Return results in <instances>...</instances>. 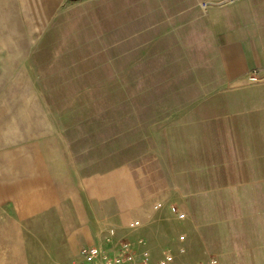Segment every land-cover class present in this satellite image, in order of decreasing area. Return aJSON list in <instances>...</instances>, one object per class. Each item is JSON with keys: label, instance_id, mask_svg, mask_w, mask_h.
I'll list each match as a JSON object with an SVG mask.
<instances>
[{"label": "crops", "instance_id": "1", "mask_svg": "<svg viewBox=\"0 0 264 264\" xmlns=\"http://www.w3.org/2000/svg\"><path fill=\"white\" fill-rule=\"evenodd\" d=\"M10 3L40 104L12 158L42 194L112 197L152 262L193 239L203 264H264V0Z\"/></svg>", "mask_w": 264, "mask_h": 264}, {"label": "rangeland", "instance_id": "2", "mask_svg": "<svg viewBox=\"0 0 264 264\" xmlns=\"http://www.w3.org/2000/svg\"><path fill=\"white\" fill-rule=\"evenodd\" d=\"M10 1L0 0V264H74L83 246L111 254L118 250L119 239L141 250L132 242L134 232L127 234L135 229L117 222L119 213L112 197L67 196L64 188H58L57 195L44 196L38 171L24 173L19 169L22 164L12 158L28 140L29 125L35 129L32 123L40 104L25 63L22 34L28 21L20 18L19 4ZM82 214L94 224L87 241L79 233L84 225ZM107 225L114 235L102 232ZM73 237L75 243H71ZM167 255L170 264H203L193 239L189 246L181 245Z\"/></svg>", "mask_w": 264, "mask_h": 264}, {"label": "built area", "instance_id": "3", "mask_svg": "<svg viewBox=\"0 0 264 264\" xmlns=\"http://www.w3.org/2000/svg\"><path fill=\"white\" fill-rule=\"evenodd\" d=\"M264 54V49H263ZM248 83L259 84L264 83V64L261 67L254 68L246 73ZM178 219L184 217V213L176 211L174 207L171 208ZM130 228L135 227V223H129ZM109 235H114V229L107 225L102 229ZM118 250L113 253H103L101 249L91 245H85L80 249V259L74 264H93L95 260H99V264H152L149 253L145 249L136 250L131 247L129 241L119 239ZM138 243H141L139 240ZM171 260V256L166 255L164 259L159 260L156 264H167Z\"/></svg>", "mask_w": 264, "mask_h": 264}]
</instances>
